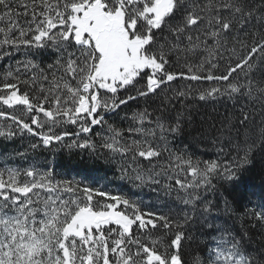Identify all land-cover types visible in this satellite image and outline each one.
<instances>
[{
    "label": "snow or ice",
    "instance_id": "snow-or-ice-1",
    "mask_svg": "<svg viewBox=\"0 0 264 264\" xmlns=\"http://www.w3.org/2000/svg\"><path fill=\"white\" fill-rule=\"evenodd\" d=\"M0 61V137L156 193L145 210L5 159L0 264H189L190 246L191 264H264V192L241 191L264 154V0H0ZM121 112L125 127L106 119Z\"/></svg>",
    "mask_w": 264,
    "mask_h": 264
},
{
    "label": "trees",
    "instance_id": "trees-1",
    "mask_svg": "<svg viewBox=\"0 0 264 264\" xmlns=\"http://www.w3.org/2000/svg\"><path fill=\"white\" fill-rule=\"evenodd\" d=\"M2 68L0 70H2ZM178 83L183 84L185 82L179 81ZM193 86L195 87L196 85L194 84ZM203 86H207V84ZM199 107L201 114H211L213 108L219 112L224 111L223 106L220 104H205L204 102H199ZM124 114V112H121L119 116L113 115L106 117V119H108L109 123L125 127L126 122L122 121ZM95 131H100V129L95 128L94 132ZM31 143H39L38 138L28 137L27 135L23 138L17 137L15 139H5L0 137V167L3 166L5 159H8L9 164L16 163L22 166H27V163L32 161L33 156H38L41 164L50 162L60 178L75 177L76 179H83L87 183L93 184L97 187L104 185L117 192H123L129 195L135 193L136 196L140 197L145 202V210H152L156 196V193L152 188L145 187L142 190L131 188L129 181L119 178L118 169L102 163L99 159L89 160L86 152L77 149L68 150L56 145H53L51 149L42 148L39 149L37 153H32L28 148ZM65 143H70V139H66ZM26 151L28 152L27 160L16 155V153ZM199 154L203 155L206 159L211 158V146L202 145ZM241 191H246L249 195L252 192H255L257 196L253 197V199L258 198L259 194L264 192V154H254L252 167H250L245 174ZM194 254L195 246H190L187 252L189 264H191V259Z\"/></svg>",
    "mask_w": 264,
    "mask_h": 264
}]
</instances>
